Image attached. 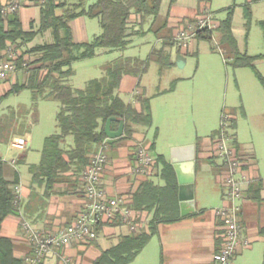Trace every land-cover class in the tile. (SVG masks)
Instances as JSON below:
<instances>
[{
  "label": "trees",
  "instance_id": "trees-1",
  "mask_svg": "<svg viewBox=\"0 0 264 264\" xmlns=\"http://www.w3.org/2000/svg\"><path fill=\"white\" fill-rule=\"evenodd\" d=\"M210 1L200 0V3L205 8ZM262 1L264 0H249L245 4L244 18L247 30L252 20V4ZM161 5L162 0H96L93 3L88 0H46L40 7L38 28L31 27L30 30L24 29L19 12L0 18V51L10 44L20 48L46 32L52 36L51 42L35 45L27 51L36 56L34 60L28 61L25 53L21 54L18 65L24 61L28 62L27 82L14 85L5 95L30 89L34 101L43 98L60 103L56 116L60 132L45 138L40 161L29 166L32 185L45 188L43 200L51 196L56 183L64 180L65 174L70 171L80 174L89 164L91 154L102 144L108 145L105 124L109 118H117L112 122L114 130L119 128L120 120L124 121L123 137L117 140L130 138L134 125H152L150 100L142 99V110L138 111L132 103H126L118 91L124 89L130 81L139 83L151 62L159 64L160 73L175 65L169 50L177 45L173 29L167 28L166 22L156 26L159 23ZM226 12V18L219 22L215 30L201 31L197 38L212 41L216 32L225 63L234 68H253L264 87V76L255 65V61L264 55L251 56L240 50L233 32L234 8L229 7ZM133 15L136 16L135 21H132ZM79 17L98 18L102 32L90 42H76L72 22ZM150 18L152 24L149 30H154L157 37L162 39V46L154 48L147 59L120 57L105 65L104 76L89 80L85 88H74L70 84V79L75 74L74 62L93 57L98 49L127 48L132 36L145 33L143 25ZM260 25L264 30V20L260 21ZM178 51L180 52V47ZM175 83L173 81L170 90L174 89ZM5 96L0 97V101ZM230 113L234 115L235 110ZM235 120L232 117L230 126L233 129ZM219 131L220 129L211 136L215 137ZM69 137L73 138L74 145L67 144L65 147ZM199 143L200 139L198 146ZM154 146L152 143L151 148ZM156 166L161 167L160 175L165 182L164 186L156 185L154 181L147 179L142 181L131 195L130 207L133 210L152 214L147 228L121 236L117 245L102 251L92 264H130L156 234L159 224L182 219L175 169L163 155L156 156L154 168ZM263 188L264 180L252 184L249 198L258 200ZM17 198L11 183L4 178L3 161L0 157V264H23L22 258L14 255L12 239L1 234L4 220L9 215L20 214L21 202L16 204ZM260 234L264 237V227L260 228Z\"/></svg>",
  "mask_w": 264,
  "mask_h": 264
},
{
  "label": "crops",
  "instance_id": "crops-1",
  "mask_svg": "<svg viewBox=\"0 0 264 264\" xmlns=\"http://www.w3.org/2000/svg\"><path fill=\"white\" fill-rule=\"evenodd\" d=\"M196 1L198 0H184L181 1L182 4L179 2L177 4L175 3L172 9L178 13L180 12L179 14L181 15L178 17L179 19L176 20V17L169 12L166 18H159V22L162 20L161 23H167V28L173 29L178 20L195 18L200 15L204 9L203 6L195 8ZM88 2L91 3L90 0H88ZM19 15L25 30H30L31 27L38 28L40 22V7H25L19 12ZM83 18L87 17H79L74 21ZM135 20L136 16L133 15L132 21ZM74 21L72 22L73 28ZM147 22L151 23L152 21L148 19ZM216 24L218 26V22H216ZM159 40L162 41V39ZM75 41L79 42L77 40ZM175 47L177 48L176 57L174 58L171 54L172 61L175 64L180 61L182 62L181 66H183L186 63L184 56L186 53L185 50L187 49L182 48L187 47H183L178 43ZM179 47L180 52L178 51ZM22 70L27 71V68H24L22 64H20L19 70L16 73H12L6 79L0 81V86L3 82L8 81L10 76H15L18 73L23 74L21 72ZM143 76L139 83L130 81L122 90L133 95V100L128 103H132L138 111L142 110V99L150 100L153 118L152 125H134L133 133L130 138H122L112 143L107 141L109 164L102 178V187L111 196H131L138 189L142 181L147 179H151L156 185L164 186L165 182L160 175V166H156L153 169L152 175L149 177L137 175L134 172L136 165V150L138 146L145 145L149 147L155 158L157 155H163L167 161L171 163V148L194 144L196 146V161L193 190L191 191L188 186L180 188L178 182V198L181 193L183 197L186 198L193 195L195 211L187 216H181L182 219L177 222L159 224L156 234L130 264H213L214 256L220 248L221 234L223 232L222 221L216 215L215 210L226 204V190L221 183V172L224 169L223 161L217 157H211L214 140L218 134L215 135V137L211 135L220 128L213 130V132L206 137H198L195 141L193 140L194 138L188 136L182 139V142H170L167 149L160 148L159 140L162 139L164 127H168V125L171 124L170 119H175L173 125H171L174 131L179 130L177 115L172 113L174 107L177 106V103L174 102V96L177 94L179 82L177 85L175 83L176 86L173 90H170L171 86L169 88H161L153 83L148 85L142 84ZM27 79L24 75V82L22 84L26 83ZM14 85L21 84L17 83ZM12 87H7L5 92L0 93V97L5 96ZM158 104L164 106L163 111L158 112L159 114L156 112V106ZM234 110L235 109H231L227 113L233 112ZM235 114L231 115L230 113L233 118H235ZM236 128L237 119L235 120V129ZM111 129L116 131L112 128V125ZM235 129L231 128L230 130L231 139L229 144L245 161L242 170L244 176L247 178L245 183V198L239 213L241 239L242 241H249L250 245H241L234 257L233 264H264V237L260 234V228L264 227V188L261 190L258 200L249 198L252 184L259 180H264V177L253 170L254 167L252 162L256 159L253 145L250 143L242 144L239 141ZM151 130L154 132L153 140H149L148 138V134ZM198 139H200L199 146L197 145ZM152 143L155 145L153 149L151 148ZM68 145H70V143ZM30 146L31 143L28 148ZM0 157L3 161L4 178L11 183V188L13 190L16 187L19 188L21 202L20 214L9 215L4 220L1 234L12 239L15 257L22 258L30 250V246L22 230V219L29 221L38 228L45 229H57L72 223L84 209L86 204L84 184L81 179V172L80 174H76L75 171H70L65 174L64 180L56 183L55 190L51 196L47 198V200H43L42 196L44 195L45 188L32 185L29 166L37 163L31 162L29 154L25 156L18 155L15 159L7 161L5 160L6 157H3L0 151ZM256 169L258 170L257 167ZM208 174L212 175L209 183L213 182L214 188L217 185L220 188V190L218 189L219 195L217 194L219 199H217L218 201L215 204H209L210 200L201 192L203 188L208 185L206 184ZM176 177L178 181L177 172ZM215 192L216 191L213 189L212 199L216 197L214 196ZM137 213L141 221L139 229L147 228L152 214L147 211H137ZM129 233H131L129 227L122 224L119 220L108 224H102V226L99 227L98 237L93 243L85 245L76 244L66 249L65 252L74 257L78 264H92V262L101 255L102 251L117 245L121 236ZM57 263V254L49 256L43 262V264Z\"/></svg>",
  "mask_w": 264,
  "mask_h": 264
},
{
  "label": "rangeland",
  "instance_id": "rangeland-1",
  "mask_svg": "<svg viewBox=\"0 0 264 264\" xmlns=\"http://www.w3.org/2000/svg\"><path fill=\"white\" fill-rule=\"evenodd\" d=\"M95 1L90 0L91 3ZM181 1L184 0H163L159 18H166L171 12L176 20L179 19L180 12L172 8L175 3H181ZM248 2L249 0H211L207 8L219 25V22L226 18V9L233 7L234 34L239 48L251 56L264 55V30L260 25V21L264 20V2L252 4V20L247 30L244 6ZM195 4V8L203 6L200 0ZM150 19L152 21V18ZM161 21L156 26L160 25ZM184 21L185 19H181L176 22L173 35ZM73 24L74 39L79 42H90L102 32L98 18L78 19ZM150 25L151 23L146 22L143 25L145 33L132 36L129 46L125 49H98L93 57L74 62L75 74L70 79V84L74 88H85L89 80L104 76L105 65L120 57L147 59L154 48L162 46V41L158 39L154 30H149ZM51 40L52 36L48 32L40 34L33 42L20 47V51L22 54L25 53L28 61H32L36 56L27 51L35 45L48 43ZM182 49H187L184 56L186 63L183 66L176 63L160 74L159 64L151 62L147 74H144L142 79V84L153 83L161 88H169L174 80L176 85L179 82L177 94L174 96L177 106L172 110V113L177 115L179 130L174 131L171 125L175 119H170L171 124L164 127L159 147L167 149L170 142H182V139L188 136L194 138V141L198 137H206L213 130L221 127L223 112L235 109L237 119L235 131L239 141L242 144L253 145L256 156L252 162L253 170L264 177V87L254 69L251 67L234 68L226 64L216 32H214L212 41L199 40L196 37L191 40L187 48ZM169 50L175 58L177 48L173 46ZM255 65L264 76V57L256 60ZM21 72L27 79L29 72L25 70ZM23 74L10 76L9 80L0 86V93L5 92L9 86L22 84ZM118 94L127 103L134 98L132 94L124 90L118 91ZM163 107L159 104L156 106L157 114L163 111ZM59 109L60 103L53 99L39 98L34 101L30 89H22L18 93L2 98L0 101V151L3 157H6L5 160L11 161L18 155L29 154L31 162L38 163L41 159L45 138L60 132L56 119ZM153 133V130L149 132V140H153ZM27 135H30L32 139L29 148L17 149L11 145L14 138ZM69 143L74 145L72 137L67 139L64 146L67 147ZM211 178L212 175L208 174L206 180L208 185L201 192L210 200L209 204H215L219 199L220 188L218 185L214 188L213 182L209 183ZM213 189L216 191L214 195L216 197L212 199Z\"/></svg>",
  "mask_w": 264,
  "mask_h": 264
},
{
  "label": "built area",
  "instance_id": "built-area-1",
  "mask_svg": "<svg viewBox=\"0 0 264 264\" xmlns=\"http://www.w3.org/2000/svg\"><path fill=\"white\" fill-rule=\"evenodd\" d=\"M60 1V0H56ZM46 0H0V18L20 12L28 6L41 7ZM217 27L213 14L208 8L192 20H185L174 35L175 41L187 47L199 32L214 30ZM22 52L15 44L8 45L0 51V81L19 70L18 61ZM28 68V62L22 63ZM231 119L229 113H223L219 134L214 140L211 156L223 161L224 169L221 172V183L226 190V204L215 210L221 219L223 232L218 252L213 264H233L234 257L241 245L249 246V241H242L239 213L245 198L246 177L243 173L245 161L229 144L231 139ZM31 143L30 136L14 138L11 145L17 149H26ZM109 164L107 144L104 143L93 152L89 164L82 170L81 179L84 184L86 204L76 219L57 229L38 228L29 221L22 219L21 226L30 250L22 257L23 264H43L51 255H58L57 264H78L68 254L66 249L74 245H85L98 237V229L102 224L121 221L135 232L141 226L137 211L130 207L131 196H111L102 187V178ZM155 164V157L149 147L138 146L136 150V165L134 172L137 175L151 176ZM20 203V190L14 189Z\"/></svg>",
  "mask_w": 264,
  "mask_h": 264
},
{
  "label": "water",
  "instance_id": "water-1",
  "mask_svg": "<svg viewBox=\"0 0 264 264\" xmlns=\"http://www.w3.org/2000/svg\"><path fill=\"white\" fill-rule=\"evenodd\" d=\"M178 65L182 62L178 61ZM116 117H111L106 121L105 134L110 143L123 137L124 121L120 120L119 128L116 131L111 129L112 122L116 121ZM195 161H196V146L194 144L187 146H178L171 148V159L173 167L178 175V182L180 188L187 187L192 191L195 175ZM181 216H187L195 211V201L193 195L191 197H183L182 193L179 195Z\"/></svg>",
  "mask_w": 264,
  "mask_h": 264
}]
</instances>
